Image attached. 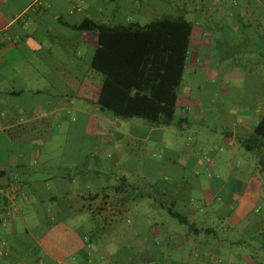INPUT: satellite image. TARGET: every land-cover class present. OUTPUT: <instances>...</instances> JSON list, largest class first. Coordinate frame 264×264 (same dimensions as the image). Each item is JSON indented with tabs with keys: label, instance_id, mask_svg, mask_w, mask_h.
<instances>
[{
	"label": "crops",
	"instance_id": "0c3cea01",
	"mask_svg": "<svg viewBox=\"0 0 264 264\" xmlns=\"http://www.w3.org/2000/svg\"><path fill=\"white\" fill-rule=\"evenodd\" d=\"M190 13L197 18L190 48L196 60L188 58L186 67L196 65L199 51L216 43L209 35L229 29L234 20L241 32L260 34L264 41V0H0V264H133L136 257L149 264H191L189 251L192 257L198 252L189 250V243L200 242L193 234L201 232L198 220L190 218L197 211L191 189L174 182L144 186L136 181V166L127 170L129 159L136 165V140L165 143L172 125L121 119L102 109L97 100L105 76L92 67L99 34L77 28L86 20L146 25ZM181 88L183 83L178 101ZM235 115L234 125L244 127L246 135L230 131L231 145L253 133L264 102L254 100ZM188 121L181 112L179 128ZM136 128L144 135L138 137ZM81 137L93 139L92 146ZM102 143L108 156L98 161L95 144ZM113 164H124L121 184L97 182L112 176L108 168ZM220 180L214 186H224ZM258 196H263L260 187L235 197L237 210H250ZM85 212L92 219L105 218L112 233L93 229ZM177 213L189 220L180 222L191 232L179 235V246L160 245L162 236L153 232L166 228V219H179ZM254 223L263 227L264 217ZM136 226L148 229L149 245L136 246V236L143 235L136 234Z\"/></svg>",
	"mask_w": 264,
	"mask_h": 264
},
{
	"label": "rangeland",
	"instance_id": "374dc122",
	"mask_svg": "<svg viewBox=\"0 0 264 264\" xmlns=\"http://www.w3.org/2000/svg\"><path fill=\"white\" fill-rule=\"evenodd\" d=\"M187 19L196 25L195 13H190ZM236 23L234 20L229 29L218 28L215 36L209 35L215 37L216 43L199 51L196 65L186 67L176 124L166 130L165 143L157 138L147 143L136 140V165L131 162L132 158L129 162L124 161L129 163L127 170L136 166L139 175L136 181L144 186L146 183L159 185L158 182H174L191 189L197 211L195 217L190 215V218L198 220L201 231L198 235L193 234L200 242L195 244L194 239L189 243V250L195 248L193 250L198 252L192 257L189 251L191 264H264V226L254 223L258 217H264V172L259 167L257 152L248 151L239 139L231 145L228 138L229 132L235 129L246 135L244 127L234 125L235 112L246 108L254 100L264 102V41L260 34L251 37L244 34L238 25L234 27ZM230 36L233 43L228 44ZM190 59L195 62V50L190 49L189 62ZM181 112L186 113L189 119L183 128L178 125ZM85 122L82 118L81 135H84ZM144 133V130L136 128L138 137ZM86 138L81 141L91 147L94 140ZM95 145L98 147V161L100 157L107 158L105 144ZM112 166L108 168L112 176L97 179V182L106 186L121 184L119 177L124 164ZM216 180H223L224 186H214ZM254 187H260L263 196L254 198L255 206H251L250 210H237L235 197L249 196ZM230 197L233 200L230 201ZM82 215L89 219L97 232L108 230L112 233L109 222L103 221L105 218L97 214L99 217L92 219L87 212ZM130 215L136 217V212L131 211ZM165 215L168 213L165 212ZM129 217L131 220L132 217ZM166 223V228L153 232L154 236L156 233L162 236L159 244L171 241L172 246H179L182 241L179 235L192 230L177 218L166 219ZM127 225L130 227L129 223ZM207 228L214 231H202ZM117 229L112 228L115 232ZM138 232L143 235L136 236V246L140 242L149 245L151 235L148 229L136 226V234ZM197 255L200 256L198 259ZM147 261L136 257L133 264H149Z\"/></svg>",
	"mask_w": 264,
	"mask_h": 264
},
{
	"label": "trees",
	"instance_id": "16d2710c",
	"mask_svg": "<svg viewBox=\"0 0 264 264\" xmlns=\"http://www.w3.org/2000/svg\"><path fill=\"white\" fill-rule=\"evenodd\" d=\"M77 28L99 34L92 67L105 76L97 100L102 109L121 119L138 117L155 125L176 124L179 90L194 30L192 21L164 17L146 25L107 26L86 20ZM241 143L258 153L264 172V115ZM176 216L189 223L185 216Z\"/></svg>",
	"mask_w": 264,
	"mask_h": 264
},
{
	"label": "built area",
	"instance_id": "2783aa9c",
	"mask_svg": "<svg viewBox=\"0 0 264 264\" xmlns=\"http://www.w3.org/2000/svg\"><path fill=\"white\" fill-rule=\"evenodd\" d=\"M75 8L73 7L72 9H71V11H73Z\"/></svg>",
	"mask_w": 264,
	"mask_h": 264
}]
</instances>
